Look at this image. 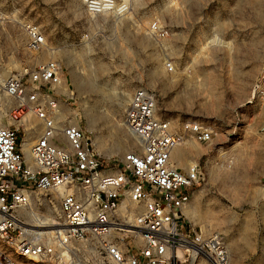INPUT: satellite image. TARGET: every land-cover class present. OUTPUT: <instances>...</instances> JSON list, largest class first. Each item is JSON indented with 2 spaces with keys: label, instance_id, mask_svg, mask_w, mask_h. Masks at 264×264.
<instances>
[{
  "label": "rangeland",
  "instance_id": "obj_1",
  "mask_svg": "<svg viewBox=\"0 0 264 264\" xmlns=\"http://www.w3.org/2000/svg\"><path fill=\"white\" fill-rule=\"evenodd\" d=\"M117 3L127 5L125 13L89 16L80 0H0V68L18 73L34 64L20 24L38 25L48 50L37 61L62 65V115L92 134L97 155L112 168L136 149L123 126L136 89L154 94L157 115L176 128L183 122L211 128L210 143L187 140L176 148L180 160L172 155L178 168L196 162L204 174L183 222L221 235L229 264H264V100L250 102L264 68V0ZM153 23L166 32L163 40L150 35ZM1 105L15 103L0 97V125L7 127L11 114ZM29 133L26 143L35 139ZM52 196L40 211L55 223L59 195ZM79 256V264L92 259Z\"/></svg>",
  "mask_w": 264,
  "mask_h": 264
},
{
  "label": "built area",
  "instance_id": "obj_2",
  "mask_svg": "<svg viewBox=\"0 0 264 264\" xmlns=\"http://www.w3.org/2000/svg\"><path fill=\"white\" fill-rule=\"evenodd\" d=\"M80 1L89 16L127 10L117 7L118 0ZM20 30L34 64L18 73L0 68V94L15 103L1 105L12 123L0 126V264H79L84 253L92 256L88 264H229L221 235L183 222V209L203 182L201 167L184 171L172 160L187 140L208 144L214 131L198 122L176 128L157 115L154 94L139 88L123 114L136 149L118 168L105 165L92 134L62 115L63 69L52 58L37 61L48 50L40 27L26 21ZM149 33L156 40L166 36L155 23ZM165 67L174 72L172 62ZM257 99L264 100V68L250 102ZM31 129L38 131L28 163L23 145ZM54 194L59 201L52 235H36L30 229L41 228L30 226L27 213L33 209L44 218L40 210Z\"/></svg>",
  "mask_w": 264,
  "mask_h": 264
},
{
  "label": "bare ground",
  "instance_id": "obj_3",
  "mask_svg": "<svg viewBox=\"0 0 264 264\" xmlns=\"http://www.w3.org/2000/svg\"><path fill=\"white\" fill-rule=\"evenodd\" d=\"M0 97H2V95L0 94ZM71 122V121H70ZM72 123H74V122H72ZM0 126H2V125H0ZM3 127V126H2ZM29 135H35V136H33V138H36V134L35 133H33L31 130H30V133H29ZM31 140H32V137H31ZM34 140V139H33ZM33 141H31V142H25L24 143V145H23V149H24V152H25V154H26V160H27V162L28 163H30V157H29V155H28V148H29V146H30V144L32 143ZM174 150H176V149H174ZM179 156V155H178ZM192 168V167H191ZM58 210V208H56V211ZM27 216H28V218L30 219V222H32L31 223V227H34V228H41V229H30V231L32 232V233H34V234H36V235H47V236H51L52 235V231L54 230V226H55V224L56 223H54V222H49L48 220L50 219H48V218H42V217H40V216H38L37 214H35V213H33L32 211L31 212H28L27 213ZM183 255V252H179V255ZM180 255V256H181ZM33 264H36L35 262L33 263Z\"/></svg>",
  "mask_w": 264,
  "mask_h": 264
},
{
  "label": "crops",
  "instance_id": "obj_4",
  "mask_svg": "<svg viewBox=\"0 0 264 264\" xmlns=\"http://www.w3.org/2000/svg\"><path fill=\"white\" fill-rule=\"evenodd\" d=\"M177 151V150H176ZM176 151H173V153H172V155H174L175 157H177L178 159H176V160H180V156H178V151H177V153H176ZM202 153H204V152H199V153H197L196 155L197 156H199V155H201ZM190 164L192 165V167L194 166V165H196L197 163L196 162H190ZM178 166V165H177ZM190 167V166H189ZM191 168V167H190ZM182 170V169H181ZM194 195H195V193H194ZM193 195V196H194ZM193 211H194V209L191 207V206H187L185 209H183V214L187 217H191V214L193 213Z\"/></svg>",
  "mask_w": 264,
  "mask_h": 264
}]
</instances>
